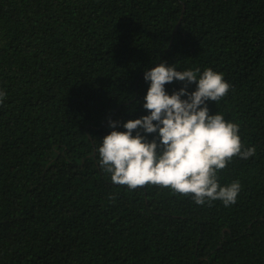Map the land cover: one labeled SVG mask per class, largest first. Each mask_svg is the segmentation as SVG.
Segmentation results:
<instances>
[{"label":"trees","instance_id":"16d2710c","mask_svg":"<svg viewBox=\"0 0 264 264\" xmlns=\"http://www.w3.org/2000/svg\"><path fill=\"white\" fill-rule=\"evenodd\" d=\"M160 62L230 85L207 107L256 149L217 172L235 204L100 167ZM0 91V264H264V0H0Z\"/></svg>","mask_w":264,"mask_h":264},{"label":"clouds","instance_id":"9594fccd","mask_svg":"<svg viewBox=\"0 0 264 264\" xmlns=\"http://www.w3.org/2000/svg\"><path fill=\"white\" fill-rule=\"evenodd\" d=\"M198 72L178 71L164 62L144 72L149 87L143 108L148 114L126 121L123 131L115 130L118 122L109 121L113 130L98 147L100 167L114 184L129 190L157 185L183 196L191 194L197 205L216 200L226 207L235 204L240 182L221 186L217 172L233 157L254 156L256 149L244 148L238 123L226 121L219 113L209 114L207 102H217L229 91L223 74L210 68L199 76ZM173 81L184 86L168 94L165 85ZM193 83L195 90L189 92L187 87ZM5 96L0 91V103ZM140 130L155 133L156 138L149 141Z\"/></svg>","mask_w":264,"mask_h":264}]
</instances>
